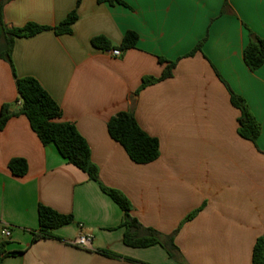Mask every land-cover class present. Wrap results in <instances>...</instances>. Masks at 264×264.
Here are the masks:
<instances>
[{
	"label": "crops",
	"instance_id": "0c3cea01",
	"mask_svg": "<svg viewBox=\"0 0 264 264\" xmlns=\"http://www.w3.org/2000/svg\"><path fill=\"white\" fill-rule=\"evenodd\" d=\"M122 1L126 6L8 0L2 7L7 29L54 28L77 14L71 34L49 30L14 39L11 61L16 77L37 80L59 106L60 121L87 142L102 184L126 196L142 228L173 235L179 253L172 259L158 245L125 246L120 208L53 145L43 146L19 110L0 131V239L8 252L21 254L1 264H251L264 235V64L250 71L243 50L249 32L264 40V0ZM127 32L138 41L122 51ZM96 37L111 48H95ZM115 49L119 57L109 54ZM175 61L172 77L141 90L132 107L143 78H159ZM219 77L259 124L255 143L238 135L240 113ZM14 104L21 102L12 68L0 60V109ZM130 111L158 140L160 155L152 163H133L108 135L109 120ZM13 159L26 162L24 176L10 171ZM39 206L74 221L32 243ZM80 235L91 237L89 249L73 245Z\"/></svg>",
	"mask_w": 264,
	"mask_h": 264
},
{
	"label": "trees",
	"instance_id": "16d2710c",
	"mask_svg": "<svg viewBox=\"0 0 264 264\" xmlns=\"http://www.w3.org/2000/svg\"><path fill=\"white\" fill-rule=\"evenodd\" d=\"M8 0H0V60L10 64L15 78L18 101L21 102L20 115H23L30 125L33 133L38 137L43 146L53 145L60 156L69 164L85 173L88 178L95 182L99 189L107 195L122 211L120 227L123 228V244L131 248H147L158 245L163 248L168 256L176 258L178 249L173 244V235L163 238L152 229H144L137 219L131 215L132 205L126 196L118 190L104 186L99 178L98 168L91 161V152L87 142L78 133L76 128L67 122L60 121L61 110L56 102L41 87L37 80L31 77L17 78L11 54L14 39L31 38L44 31L52 30L56 35L71 34V27L77 20L76 11L70 12L64 21L54 28L28 23L21 28L7 29L2 19V7ZM109 3L126 6L122 0H98V3ZM250 40L243 50V61L246 67L254 72L264 64V40L249 32ZM138 36L133 32H127L118 47L125 51L136 46ZM92 45L102 51L111 48L110 43L103 37H96ZM202 43L198 44L187 57L193 56L200 50ZM160 63L165 60L159 59ZM177 61L168 62L159 78L145 77L139 90L133 95V100L144 88L171 78ZM229 94L231 105L236 108L240 116L238 118V135L244 140L255 143L260 126L251 114L244 99L235 94L229 86L219 77ZM15 114L10 113V105H3L0 109V131L4 129L7 122ZM109 137L119 144L126 152L128 158L137 165H146L159 158V143L155 138L146 134L135 120L134 114L122 112L111 118L107 123ZM14 176L22 177L26 174L27 165L22 159H13L8 165ZM197 212L187 216L189 221L195 217ZM72 215L60 214L48 207L38 208V231L32 236V243L40 239L53 238L54 231L60 227L72 224ZM143 232V233H140ZM7 243L0 239V264L5 258L15 257L21 252H8ZM108 257H116L110 252H101ZM251 264H264V235L259 237L253 247Z\"/></svg>",
	"mask_w": 264,
	"mask_h": 264
},
{
	"label": "built area",
	"instance_id": "2783aa9c",
	"mask_svg": "<svg viewBox=\"0 0 264 264\" xmlns=\"http://www.w3.org/2000/svg\"><path fill=\"white\" fill-rule=\"evenodd\" d=\"M109 54L114 57H119L121 55V52L115 49L109 51ZM1 235L6 239L10 238V230L8 228H4L1 231ZM73 245L81 249H89L91 247V237L87 235H80L74 240Z\"/></svg>",
	"mask_w": 264,
	"mask_h": 264
},
{
	"label": "water",
	"instance_id": "95a60500",
	"mask_svg": "<svg viewBox=\"0 0 264 264\" xmlns=\"http://www.w3.org/2000/svg\"><path fill=\"white\" fill-rule=\"evenodd\" d=\"M135 99L131 101L132 107L135 104ZM21 108H22L21 105H17V104L11 105L10 106V113L18 112L19 110H21Z\"/></svg>",
	"mask_w": 264,
	"mask_h": 264
}]
</instances>
